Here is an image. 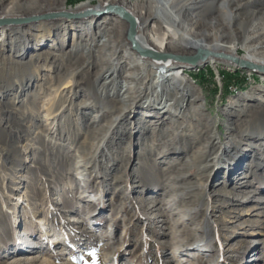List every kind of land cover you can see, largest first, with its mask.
Returning a JSON list of instances; mask_svg holds the SVG:
<instances>
[{
    "label": "rangeland",
    "instance_id": "rangeland-1",
    "mask_svg": "<svg viewBox=\"0 0 264 264\" xmlns=\"http://www.w3.org/2000/svg\"><path fill=\"white\" fill-rule=\"evenodd\" d=\"M24 1L29 0H0V11L15 9L20 6L19 2ZM217 1L220 3L221 0ZM250 1L240 9L242 19L247 16L249 20L248 25H245L246 29L244 28L246 36L263 35L251 38L245 44L246 47H242L245 32H241L237 38L225 37L221 44H238L240 54H258L263 58L264 6L259 7ZM78 2L79 0H70L63 5L70 9ZM47 3L46 0L45 3L31 6L34 4L28 2V6L26 2L28 7L25 5L22 13L9 15L8 18L2 16L0 25L13 22L24 26L34 23L39 19L37 15H30L36 9H49L51 5ZM233 7H236V3H233ZM255 10L257 11L253 14L252 11ZM44 12L48 14L50 10ZM222 13L224 14L218 11L215 16L220 17ZM79 16L73 15V19L81 20ZM206 20L207 18L197 28H204ZM256 20L258 23L250 29L252 22ZM103 23L105 27L111 26L112 20ZM239 24L243 25V21L239 20ZM101 27L103 26L95 28V32L100 31ZM66 30L63 26L58 29L57 38L63 37ZM28 37L20 32L9 33L7 42L0 45V55H15L14 44L24 49L29 45L23 43ZM49 45L50 41H47L45 45L37 46L35 51L31 49L21 53V56L12 57L28 61L33 58L30 57V52L41 55L45 49L51 48ZM90 45L92 46L91 43L89 46L83 44V48L91 47ZM177 52L179 53H173L171 58L184 56L183 50ZM2 58L0 57V64L5 61ZM46 58L48 60V57L44 60L42 56L36 63H47ZM59 63L58 67L61 65ZM33 65L35 62H30L21 68L20 75L23 77L19 78L24 81L14 88L10 87L11 92L4 96L1 94L6 92L2 85L3 79L0 78V264H255L251 259L257 256L263 258L264 190L260 189L264 187V173L260 162L264 156V147L258 146L264 141V115L259 114L264 110V70L255 72L244 68L209 65L188 72L193 89L202 96L201 116L205 122L201 127L208 130L207 134L214 140L230 143L231 147L228 148L229 152L221 151L219 173L216 172L217 167H214L208 177L199 179L200 174L196 173V168L188 167L175 173L173 179L163 180L164 184L162 187L159 185V188H163L161 192L170 193L172 201V198L162 196L160 191H149L154 185L158 186L159 182L148 181V173H156L158 169L172 171L176 162L182 164L190 154L196 153L197 147H193L192 140L184 136V132L175 133L169 135L171 138L165 144L167 149L174 151L169 156L171 158L168 154L163 158L156 157L155 152L161 148L158 143L161 145L162 142L154 139L152 134L154 131L159 133L168 130L176 123L188 126L189 120L180 119L175 123L172 118L155 129L148 125L149 122L143 124V121L136 125V118L151 115L154 109H158V104L153 99L146 102V97L121 118L116 117L118 112L115 111L113 115L97 119V112L88 109L83 110V116H79L71 106L83 100H80L81 97L75 98L74 94L78 96L84 93L90 101L94 99L98 107H104V102L95 99L100 96L106 100V96H101L98 92L96 82L92 86L79 85L74 89L64 90L61 100L63 104L71 105L62 116L63 120L62 117L49 116L43 110H39L37 114L36 105L42 98L32 100V103L23 101L24 93L36 81V76L30 72ZM220 70L226 72L225 79ZM211 71L215 75L212 76ZM55 72L54 68L45 71L42 77L46 81ZM126 72L127 69H123L118 75L123 86ZM27 74L29 77H25ZM34 87L39 89L36 85ZM248 96L254 98L247 100ZM4 103L7 106L4 107ZM187 103H173L172 109L182 110ZM40 105H43V101ZM4 108H9V111L2 112ZM23 109L34 113L32 119L26 121L29 123L27 131L21 125ZM158 110L167 116L162 112L164 109ZM40 114L45 116L44 120L38 116ZM73 118H77V121ZM57 120H61V126L69 131V135L53 129ZM133 124L138 127L134 128ZM41 127L49 144L44 142L43 145L35 140V130H41ZM129 127H133V130L126 138L124 132ZM205 136L203 134L202 138ZM143 137L147 139L144 140ZM55 141L59 144L65 142L68 147L67 151L54 160L53 156L58 148L53 144ZM77 144L78 147H75ZM145 144L155 145L157 149H150V154L147 155L144 151ZM247 145L252 146L254 151L249 152L248 158H243L241 169L235 172L237 174L232 179L227 168L231 151L248 147ZM217 149L220 151V148ZM211 152L213 153L212 150ZM153 159H157L155 165L152 163ZM247 176L250 178L247 179ZM192 182L200 186L203 184L205 189L207 186L209 193L213 195L209 197L206 192L189 195L182 186L187 187ZM136 184L137 187L132 188ZM45 186L48 188L44 189ZM244 190L253 193L247 198L245 194V201L239 203L237 197ZM256 196L262 197L257 201ZM254 197L255 202L252 201ZM161 199L163 210L157 215L155 211L159 209ZM167 207L169 211H166ZM218 207L220 210L214 212ZM186 208L201 210V214L197 215L195 212L193 217H189L187 211L184 212ZM208 231L217 235L212 237L213 241L203 246L196 245L195 239L189 235L196 233L204 242ZM58 237H63L64 240L54 241ZM14 242L23 247L12 246ZM229 242L230 245L227 244ZM224 244L235 249L223 255ZM261 258L259 263L264 264ZM23 259L29 261L24 262Z\"/></svg>",
    "mask_w": 264,
    "mask_h": 264
},
{
    "label": "bare ground",
    "instance_id": "bare-ground-1",
    "mask_svg": "<svg viewBox=\"0 0 264 264\" xmlns=\"http://www.w3.org/2000/svg\"><path fill=\"white\" fill-rule=\"evenodd\" d=\"M47 1L51 5V7L47 9L50 10V13H45L44 11H47L46 9H36L32 12L34 14L30 15H37L38 21L24 26L13 22L7 25H0V45H4L7 42L9 33L11 32H20L21 35L26 37L30 35L23 41V43H29L24 49H21V46L18 44H14V46L8 44L12 45L13 51H15V55L12 56H21V53L31 49L35 51L36 48H38L37 46H43L47 41H50L49 46H51L50 49H45V52H41L44 60L45 57H48V60L46 58L47 63L43 64L36 63L42 58V56L36 52H30V57L33 58L28 61L12 56L7 57L6 55L4 57L0 55V57H3L2 60H5L4 63L0 64V78L3 79L2 85L5 88L4 92H6L1 95L4 96L8 92H11L10 87L14 88L17 84H21V82L24 81L19 78V76L23 77L20 75L21 68L26 66L27 63L35 62L30 72L36 76V81L32 85L33 87L24 93L23 101L24 103H32V100L37 101L39 98H42L43 105H40L42 101L36 105L38 109L36 111L37 114L39 110H43L44 113L46 112L49 116L53 115L56 118L64 117V113L68 111L70 108L69 105H71H65L61 100L64 96L63 93H65L64 90L67 91V88L74 89L75 87H79V85L92 86L95 82L98 92H100L101 96L105 95L106 100L101 99L100 96H96L95 98L93 95L92 97L98 101L104 102V107H98L94 99L90 101L84 93H81V95L78 94V96L74 94L75 98L81 97L80 100H83L79 103H73V106H71L76 109L75 113H79V116H83L85 114L83 110L88 109L97 112V119L113 115L115 111L118 112L116 117L121 118L133 106L141 104L140 102L144 97L148 98L146 102L153 99L158 104V109H164L162 112H165L167 116L158 109H154L151 115H145L139 119L136 118V125L139 123L141 124L143 121V124L149 122L148 125L152 127V129H155L172 118L175 120V123L180 119L189 120L188 126H182V123H176L168 130L159 131V133L156 131L153 132L152 135L154 139L162 142L161 145L158 143L161 148L155 152V156L163 158L166 154H168V157L173 154L174 151L167 149L165 144L171 138V134L173 135L175 133L179 134L184 132L182 134L190 137L193 147H197V149L195 150L196 153L190 154V156L187 157L188 159L186 158V160H183L182 164L176 162L175 165L172 166V171H168L169 169H158L156 173H153L155 171L152 173L150 171L147 180L152 182L158 181L159 183L158 186L154 185L149 191L161 192L163 188H159V185L161 187L163 186V180L173 179V175L182 168L195 167L196 173L200 174V176H198L199 179L208 177L214 167L218 169L216 172L219 173V171H221V151L229 152L228 148L231 146L229 145L230 143L214 140L211 135L207 134L208 130L201 127L205 122L201 116V109L203 108V104L201 103L202 96L193 89L188 72L190 70L205 68L209 65L215 67L226 66L232 69L244 68L255 72L264 70V57L262 58V56L258 54V56L250 54L242 55L238 52V44H221L225 37L234 36V38H237L241 32H245L242 47H246L245 44H247L251 38H260L263 35L260 33V35H256V37L246 36V30H244V28L245 25H248L249 20H247V16L242 19L243 14L240 9L244 7L249 0H221L220 3H218L217 0H79V2L70 9L63 5L70 0ZM26 2L27 4L28 2L34 4L31 6H35L45 3L46 0H29ZM26 2H19V7L9 11L4 10L3 12V9H1L0 18L2 16L8 18L9 15H18L22 13ZM250 2L259 7L264 6V0H251ZM233 3H236L235 8L233 7ZM29 5L30 4H28V6ZM28 6L26 5V7ZM218 11H222L224 14L222 13L220 17L215 16ZM256 11L257 10L252 11L253 14ZM43 12L44 14H41ZM73 15H80L79 17H81V20L73 19ZM205 18H207L206 25L203 26L204 28L198 29L197 26L202 25L205 22ZM109 19L112 20V23H110L111 26L105 27V23L103 22H108ZM239 20L243 21V25L239 24ZM252 23L250 29H253L254 25L258 23V20ZM97 25L103 27L100 28V31L95 32V28L99 27ZM62 26L67 29L65 35L57 38L56 32L58 29L62 28ZM103 35L105 36L104 38ZM19 37L18 39L22 40ZM90 43L92 44V46L90 45L91 47H86V49L83 48V44L89 46ZM65 45L66 47H63ZM181 50H183L182 55L184 56L177 59L171 58L173 57V53H179L177 51ZM58 51L62 52L58 53ZM200 53L208 54L203 56L202 59H190V57L198 56ZM121 54H123V56H121ZM216 54L231 56L235 61L219 57ZM59 62H61V65L58 67V64H60ZM53 68L56 72L53 76L51 75L52 78L48 77L45 81L42 74L45 71L53 70ZM123 69H127L124 86L118 78L119 73H121ZM30 72H28V74H32ZM28 74L25 75V77H29ZM15 76L17 77L15 78ZM35 85L38 86V90L35 89ZM69 91L71 92V90ZM89 96L91 99V95ZM165 97L166 100L164 101L163 99ZM253 98L254 96H248L246 99L252 100ZM161 100H163V103ZM173 103L180 105L182 103H187V105L185 108L183 106L184 109L182 108V110L176 107V109L173 110ZM0 104H2V102ZM5 106H7V103H4V107ZM3 111L8 112L9 108L7 110L4 108L2 109V112ZM22 112L21 125L24 131H27L29 123H26V121L31 120L34 113L27 109H23ZM259 114L264 115V110L262 112L260 111ZM42 115L43 114H40L38 116L41 120H44L45 116ZM63 117L61 120H63ZM61 120H57L55 125H53V129H56V131L59 130L61 133L65 132L66 135H69V131L64 130L61 126L59 122ZM73 120L77 121V118H73ZM261 125L263 126V124ZM137 127L138 126L134 125V128ZM42 130L43 127H41V130H35V132H37L35 140L40 141V144L44 145V142L48 143V140L43 135ZM132 130L133 127H129L128 130L124 132L126 138ZM47 131L49 130H46V132ZM61 133L60 135H62ZM203 134H206L205 138H202ZM129 138L130 137H128V139ZM143 138L144 140L147 139V137ZM262 140H264V136ZM68 141L74 142L73 140ZM260 141L261 140H259V142ZM61 143L62 144H59L57 141L53 143L59 148H57V152L53 156L54 160L58 155L67 151V143ZM145 145L146 149H144V151L147 155L150 154V149H157L155 145ZM148 146L151 148H147ZM247 146L248 147H239L231 151L232 155H230L227 168L229 169L230 178L232 179L236 176L235 174H237L235 172L239 171L243 158L249 156L250 151H254L252 146ZM75 147H78V144ZM125 147L128 148V146ZM258 147H264V141L262 145ZM217 148H220V151H217ZM156 161L157 159H153L152 163L155 165ZM202 161L204 162L202 163ZM171 165L172 164H170V166ZM260 165L262 173H264V156L261 157ZM120 171H122V169ZM164 173L166 176H164ZM246 178L249 179L250 176ZM45 187L44 189L48 188L47 186ZM136 187L137 184L132 186L134 189ZM182 188L186 189L189 195H197L201 192H206L209 197L213 195L209 193L210 191L207 189V186L205 189L203 184L200 186V184L195 182L190 183L187 187L182 186ZM260 190H264V187ZM252 193L253 192L249 193L246 190L242 191L237 197L238 202L241 203L245 201V194H247V198V196H251ZM160 194L164 197L166 196L168 199L172 198V195L165 191H162ZM257 194L260 195L259 192H257ZM80 195L81 194H79V196ZM229 195L230 194L226 197L228 198ZM261 197L262 196H256L257 201ZM147 199L149 198L147 197ZM256 199L254 197L252 201L255 202ZM140 201L141 200H139V202ZM61 204L63 203L61 202ZM162 207L163 200L161 199L159 201V209L157 212L155 211L157 215L161 214L160 212L163 210ZM168 208L169 207H167L166 211H169ZM219 210L218 207L214 209V212ZM186 211L189 217H193L195 212L197 215L201 214V210L198 209L192 211V209L186 208L184 212ZM189 235L192 239H195L196 245L203 246L213 241L214 239L212 237L217 235V233L213 235L208 231L205 239L207 243L199 239L196 233ZM61 240H64L63 237L54 239V241ZM227 244L230 245L231 243L229 242ZM227 244H224L222 247L223 255H227L230 251L235 249V247H231ZM12 246H17L18 248L23 247L20 243L17 244V242H14ZM205 249L207 250L208 248ZM209 250L210 249H208V251ZM260 258L261 257L257 256L254 258L255 260L251 259V262L260 264ZM261 259L264 260V256ZM23 261L28 262L29 259H23Z\"/></svg>",
    "mask_w": 264,
    "mask_h": 264
},
{
    "label": "water",
    "instance_id": "water-1",
    "mask_svg": "<svg viewBox=\"0 0 264 264\" xmlns=\"http://www.w3.org/2000/svg\"><path fill=\"white\" fill-rule=\"evenodd\" d=\"M208 53H200L198 54V56H195V57H190L191 60H195V59H202L203 56H206ZM217 56L219 57H224V58H227V59H230L232 61H235L234 58H232L231 56H228V55H223V54H216ZM185 59H188V58H185Z\"/></svg>",
    "mask_w": 264,
    "mask_h": 264
},
{
    "label": "trees",
    "instance_id": "trees-1",
    "mask_svg": "<svg viewBox=\"0 0 264 264\" xmlns=\"http://www.w3.org/2000/svg\"><path fill=\"white\" fill-rule=\"evenodd\" d=\"M225 73H226V72H221V74H222V76H223V77H222L223 79L226 78ZM211 75L213 76V75H215V73H214L213 71H211ZM201 83H202V82H201Z\"/></svg>",
    "mask_w": 264,
    "mask_h": 264
}]
</instances>
